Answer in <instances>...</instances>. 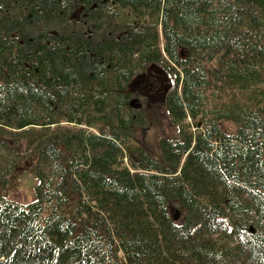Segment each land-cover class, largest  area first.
<instances>
[{
  "label": "trees",
  "instance_id": "trees-1",
  "mask_svg": "<svg viewBox=\"0 0 264 264\" xmlns=\"http://www.w3.org/2000/svg\"><path fill=\"white\" fill-rule=\"evenodd\" d=\"M150 62L173 80L162 160L130 142ZM262 82L264 0H0V133L38 178L0 193V264H264ZM234 87L250 100L207 108ZM18 158L0 139V185Z\"/></svg>",
  "mask_w": 264,
  "mask_h": 264
},
{
  "label": "rangeland",
  "instance_id": "rangeland-1",
  "mask_svg": "<svg viewBox=\"0 0 264 264\" xmlns=\"http://www.w3.org/2000/svg\"><path fill=\"white\" fill-rule=\"evenodd\" d=\"M161 43L163 47V39ZM172 86L173 80L170 73L157 62H150L146 69L137 73L127 86L131 104L142 109L148 118L146 126L134 128L131 145L145 148L157 160L163 159L160 147L161 138L177 136V130L170 120L166 107V96ZM255 89L256 93L260 95L258 90H264V82L258 84ZM249 94V91L235 87L229 90L223 89L222 92L215 95H211V91H208L207 108L211 109L229 101H248L250 100ZM91 119H96V117L93 116ZM201 119L199 117L197 121H201ZM222 128L233 131L236 125L233 122L223 121ZM91 130L97 131V128L93 126ZM0 139L8 142L19 153L16 170L11 174L6 184L0 185V193L7 194L14 200L32 201L35 198V186L38 183V178L34 172L35 158L28 150V140L19 134L9 132L0 133ZM125 152L129 153V150L126 149ZM124 164L129 165L130 158H125ZM170 210L182 220V212L178 207L170 205Z\"/></svg>",
  "mask_w": 264,
  "mask_h": 264
}]
</instances>
